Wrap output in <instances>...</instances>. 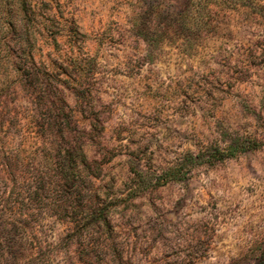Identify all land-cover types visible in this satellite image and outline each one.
<instances>
[{"label":"rangeland","instance_id":"rangeland-1","mask_svg":"<svg viewBox=\"0 0 264 264\" xmlns=\"http://www.w3.org/2000/svg\"><path fill=\"white\" fill-rule=\"evenodd\" d=\"M0 264H264V0H0Z\"/></svg>","mask_w":264,"mask_h":264},{"label":"trees","instance_id":"trees-1","mask_svg":"<svg viewBox=\"0 0 264 264\" xmlns=\"http://www.w3.org/2000/svg\"><path fill=\"white\" fill-rule=\"evenodd\" d=\"M243 1V0H242ZM245 1V0H244ZM257 5H259L257 3ZM256 142H247V141H240L238 144L236 145H232L229 146L227 149L225 150H220V149H213V148H208L206 151H202L200 152V154L196 155V156H188V159H194V158H198V159H209L211 161H216V160H221L226 156H231L236 154L238 151H244L247 149H250V147H256ZM87 160L86 156L83 157V160ZM187 160V159H186ZM179 171H175L173 169H170V171L166 172V177L164 178L163 181L169 180V179H173L174 177H177L180 174V170H182L181 167L184 166V162L183 163H179Z\"/></svg>","mask_w":264,"mask_h":264}]
</instances>
